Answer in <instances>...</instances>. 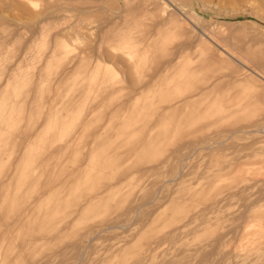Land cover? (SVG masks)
<instances>
[{
	"label": "rangeland",
	"instance_id": "rangeland-1",
	"mask_svg": "<svg viewBox=\"0 0 264 264\" xmlns=\"http://www.w3.org/2000/svg\"><path fill=\"white\" fill-rule=\"evenodd\" d=\"M13 1L0 264H264V0Z\"/></svg>",
	"mask_w": 264,
	"mask_h": 264
},
{
	"label": "bare ground",
	"instance_id": "bare-ground-1",
	"mask_svg": "<svg viewBox=\"0 0 264 264\" xmlns=\"http://www.w3.org/2000/svg\"><path fill=\"white\" fill-rule=\"evenodd\" d=\"M15 1H16V0H15ZM15 1H13V2L15 3ZM28 1H29V0H28ZM47 1H50V0H46V2H47ZM66 1H67V0H66ZM70 1H71V0H70ZM22 2H23V1H22ZM30 2H31V0H30ZM50 2H52V0H51ZM50 2H49V3H50ZM14 3H13V4H14ZM58 3H59V2H58ZM64 3H66V2H64ZM51 4H52V3H51ZM11 5H12V3H11ZM166 9H167V8H166ZM164 10H165V7L162 9V11H164ZM167 12H168V10H167ZM167 12H166V13H167ZM43 14H44V12H43ZM164 14H165V13H164ZM37 16H38V15H36V17H37ZM163 17H164V16H163ZM156 18H158V17H156ZM160 18H161V17H159V19H157V20L155 19V22H156V21H160ZM140 33H142V31H141ZM148 33H150V32H148ZM129 35H131V34H129ZM141 35H142V34H141ZM143 35H145V34H143ZM131 36H133V41L135 42L136 40H135L134 38H136V37H134V35H131ZM124 37L127 38L126 41L131 39L130 37H126V36H124ZM144 37H145V36H144ZM144 37H143V38H144ZM152 37H153V36H152ZM125 38H122V39H125ZM160 39H161V37H160ZM160 39L157 40V41H159V42H157V43L154 42L155 46H156V44H157V46H159L158 43H160V41L162 42V40H160ZM120 40H121V39H120ZM151 40H152V38H151ZM144 41L146 42V40H144ZM152 41H153V40H152ZM152 41H151V42H152ZM155 41H156V40H155ZM131 42H132V41H131ZM134 42H133V44H134ZM151 42H150V45H151ZM122 43H123V40H122ZM126 43L129 44L130 42H126ZM137 43H138V42H137ZM137 43L135 42L134 45H136ZM124 44H125V43H124ZM133 44H132V45H133ZM140 44L143 45L142 43H140ZM145 44H146V43H145ZM154 44L152 43L153 46H154ZM137 45H138V44H137ZM141 45H140V46H141ZM148 45H149V44H148ZM150 45H149V46H150ZM152 45H151V46H152ZM112 47H114V46H112ZM122 47H123V46H122ZM125 47H127V45H125ZM127 48H128V47H127ZM136 48L139 49L140 47L138 48V47L136 46ZM136 48H135V49H136ZM156 48H157V47H156ZM133 49H134V48H133ZM140 49H141V48H140ZM170 54L173 56L174 52H173V54H172V53H170ZM170 54H168V55H170ZM175 55H176V54H175ZM178 57H179V59H180V56H178ZM171 58H173V57H171ZM171 58H170V59H171ZM165 60H166V59H165ZM167 60H168V59H167ZM179 61H180V60H179ZM179 61H178V60H176V62L174 61V62H175L174 64L177 63L176 65H178ZM166 63H167V62H166ZM174 64H169V65L172 66V65H174ZM167 65H168V63L166 64V66H165L164 69H169ZM169 67H170V66H169ZM173 67H174V66H173ZM171 68H172V67H171ZM172 69H173V68H172ZM170 70H171V69H170ZM223 70H225V69H223ZM221 71H222V70H221ZM158 72H159V71H158ZM227 72H228V71H227ZM232 72H233V71H232ZM221 73H223V72H221ZM225 73H226V72H225ZM225 73H223V74H225ZM228 73H229V72H228ZM223 74H222V75H223ZM232 74H233V73H232ZM234 75H235V74H234ZM225 76H227V75H225ZM223 77H224V76H223ZM223 77H222V78H223ZM186 135H187V134H186ZM185 137H187V136H185ZM183 138H184V137H183ZM180 141H181V140H180ZM182 143H183V142H182ZM153 160H154V159H153ZM172 181H173V179H172ZM105 184H106V183H105ZM108 184H109V183H108ZM107 187H108V186H107ZM101 188H102V187H101ZM96 191H97V190H96ZM100 191H101V190H100ZM155 198H156V197H155ZM155 201H156V200H155ZM126 202H128V201H126ZM113 205H114V204H113ZM127 207H128V206H127ZM143 207H144V206H143ZM136 209H137V208H136ZM139 209H140V208H139ZM141 209H142V208H141ZM137 212H140V211L137 210ZM111 219H113V218H111ZM118 228H119V227H118ZM118 228H115V229H118ZM120 228H122V227H120ZM110 229H111V228H110ZM69 242H70V240H69Z\"/></svg>",
	"mask_w": 264,
	"mask_h": 264
}]
</instances>
